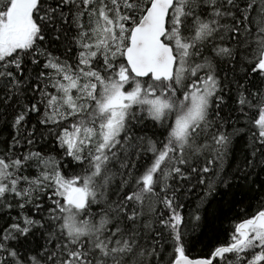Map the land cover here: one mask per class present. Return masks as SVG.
I'll use <instances>...</instances> for the list:
<instances>
[{"label": "snow or ice", "instance_id": "obj_1", "mask_svg": "<svg viewBox=\"0 0 264 264\" xmlns=\"http://www.w3.org/2000/svg\"><path fill=\"white\" fill-rule=\"evenodd\" d=\"M0 264H264V0H0Z\"/></svg>", "mask_w": 264, "mask_h": 264}, {"label": "trees", "instance_id": "obj_2", "mask_svg": "<svg viewBox=\"0 0 264 264\" xmlns=\"http://www.w3.org/2000/svg\"><path fill=\"white\" fill-rule=\"evenodd\" d=\"M206 250H207L206 245H198V246H197L196 254L199 255V254H201L203 251H206Z\"/></svg>", "mask_w": 264, "mask_h": 264}]
</instances>
